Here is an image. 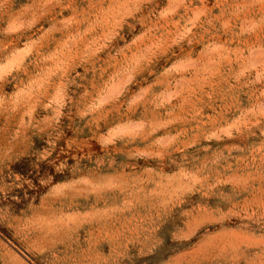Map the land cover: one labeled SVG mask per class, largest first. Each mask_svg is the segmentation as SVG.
Wrapping results in <instances>:
<instances>
[{
  "label": "rangeland",
  "instance_id": "374dc122",
  "mask_svg": "<svg viewBox=\"0 0 264 264\" xmlns=\"http://www.w3.org/2000/svg\"><path fill=\"white\" fill-rule=\"evenodd\" d=\"M0 264H264V0H0Z\"/></svg>",
  "mask_w": 264,
  "mask_h": 264
}]
</instances>
